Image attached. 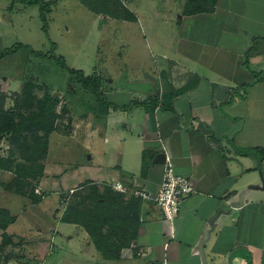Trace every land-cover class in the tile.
<instances>
[{
  "label": "crops",
  "instance_id": "crops-1",
  "mask_svg": "<svg viewBox=\"0 0 264 264\" xmlns=\"http://www.w3.org/2000/svg\"><path fill=\"white\" fill-rule=\"evenodd\" d=\"M44 1L51 3L50 14L57 0ZM118 2L131 17L105 13L106 24L120 47L134 46L129 31L138 29L153 65L144 61L137 76L108 84L99 73L101 97L79 90L95 105L84 115L64 97L70 125L67 132L48 135L34 184L41 198L25 205L24 197L0 186V208L15 217L0 229V250L19 251L0 264H22L26 255L34 264H264V0ZM12 10L0 6V53L10 47L5 37ZM22 50L28 51L0 58V91H19L16 57ZM136 56L140 52L132 51ZM254 73L263 78L256 80ZM54 133L75 144L84 139L83 147L92 146L102 158L77 162L74 171L83 177L68 189L62 183L56 190L61 173L48 160ZM165 157L195 189L172 220L153 202L111 185L156 194ZM91 185L107 199L121 200L128 222L122 237H111L107 255L82 225L66 219L72 196ZM48 190L60 206L45 200ZM13 199L21 202L18 209L11 207ZM3 234L9 239L4 245Z\"/></svg>",
  "mask_w": 264,
  "mask_h": 264
},
{
  "label": "rangeland",
  "instance_id": "rangeland-1",
  "mask_svg": "<svg viewBox=\"0 0 264 264\" xmlns=\"http://www.w3.org/2000/svg\"><path fill=\"white\" fill-rule=\"evenodd\" d=\"M95 1H55L50 14H47V26L46 31H44L38 5H20L22 3L17 0H0L1 7L6 6L8 8V6H11L13 9L10 15L12 26L8 25L6 30V45L11 46L13 43L21 42L48 56L53 53L56 57L65 59L64 63L67 68L81 71L85 76H92L99 82H102L99 76L102 74L107 84L110 82L109 79L116 81L122 76L128 78L137 76L139 73L137 65L148 62L152 66L151 54L149 55L144 42H141L138 29L132 28L129 31V35L132 37L131 42H134L135 45L129 44V46L120 47L114 28H110L106 24L107 19H104V12H124L118 0H106L104 6L107 7V10H103L104 12L91 10V5L97 4ZM149 1L135 0L140 5L147 4ZM12 2L13 4L10 5ZM156 4L159 5L157 2ZM20 8H22V11H20ZM152 8H154V1L150 3V9ZM8 23L10 22L8 21ZM121 32L117 33L121 34ZM128 39L130 38H125L126 41ZM130 47L135 55L139 51L140 57L136 56V59H133L131 57L132 51L130 54ZM134 47L138 51L133 50ZM18 54L16 62L20 69L15 80L18 83L22 82V85L19 91L8 93L0 91V99L4 109H14L17 114L26 116L39 106L38 100L49 93L57 100L54 107L56 115L52 118V125L53 129L58 132H67L70 125L69 111L64 103L65 96L68 97L69 101L71 100L72 108L76 112L84 115L88 110L95 109L93 100H88L87 95L79 91L85 90L82 86L79 89L75 76L69 74L53 57L35 56L26 50H22ZM3 63L6 64L7 62L3 61ZM105 79L103 78V81ZM28 82L32 86L25 88V84ZM73 86L76 92L72 90ZM111 86L113 89V85ZM16 121H18V118ZM46 133L45 129L33 127L31 130L24 131L21 138L0 137V159H2L0 160L2 166L0 167V186L4 190L15 193L20 188L22 193L18 194L25 198L22 201L25 202V205L33 202L30 197L31 193L36 198H41L42 193L35 192L34 183L37 170L46 158V152L43 151L44 145L42 147L38 146L44 140L48 142L49 134ZM77 141H79V144H75L73 139L65 136L58 138L56 133L51 136L50 145L52 147L48 160L50 163H55L58 166L57 170L61 173L59 176L61 178L55 180L56 190L61 189L62 183L68 189L69 186L73 185V181H76L75 179L83 177L80 169L74 171L77 162L87 163L89 161L90 164L101 162L102 158L95 148L91 146L86 150L82 145L85 142L84 139L78 138ZM90 154L92 158L88 159L87 156ZM48 191L45 200L52 205L57 202V205L60 206L55 193L51 190ZM88 191H79L76 195L83 196ZM115 200V204L122 205L121 200ZM12 201L13 206L11 207L18 209L21 206L19 200L13 199ZM75 201H78V198L72 202ZM90 204L92 203L88 201V205ZM115 204L113 205L117 207ZM111 221L117 223L119 220L114 218ZM111 221L106 220L108 224L104 226V232L107 229H114L111 226ZM22 249L25 250V247H22ZM16 252L19 251L6 247L0 250V258L1 260L9 258L10 255ZM22 264H34V262H32L31 257L26 255L22 259Z\"/></svg>",
  "mask_w": 264,
  "mask_h": 264
},
{
  "label": "trees",
  "instance_id": "trees-1",
  "mask_svg": "<svg viewBox=\"0 0 264 264\" xmlns=\"http://www.w3.org/2000/svg\"><path fill=\"white\" fill-rule=\"evenodd\" d=\"M24 4H36L39 6V16L43 23L42 28L46 31L47 20L46 14L49 12L50 2L44 0H17ZM96 5H91L94 10H107V7L104 6L106 4V0H96ZM120 3V2H119ZM124 12L119 13L120 15H125L126 17H131L129 12L122 7ZM104 12V11H103ZM106 14H112L115 12H104ZM116 14V13H115ZM20 48H25L29 53L39 56V57H53L58 63L61 64L63 68H65L69 74L74 75L76 78V82L83 87V89L91 91L92 94L98 98L101 97L102 93L99 90L100 82L97 81L96 78L92 76H85L81 71L69 69L65 66L64 60L61 57H56L53 53L48 56L47 54H43L41 52L35 51L29 46L21 43L13 44L12 46L5 48L0 53V58L4 57L10 53L15 52ZM256 80L262 79L258 73H254ZM32 84L29 82L25 84V88H30ZM4 99V97H2ZM56 98H53L51 94L46 93L41 99L38 100L39 106L29 112L28 115L24 116L22 114H17L14 109H4L2 107V100L0 99V137H8L10 138H21L22 133L24 131L31 130L33 127H38L40 129H45L46 134H49L53 131L54 127L52 125V118L55 117L54 107L56 105ZM18 118V121L16 119ZM44 145V153L47 148V141L40 142L38 146L42 147ZM236 152L247 155L250 154L251 150L244 149H236ZM2 160V159H0ZM0 167L1 164H0ZM43 169V164L37 170L36 179L41 176ZM34 183V184H35ZM35 188V187H34ZM33 188V189H34ZM89 190L86 195L79 196L76 193L72 196V201L78 198V201L72 202L70 207L68 208V213L66 215V219L77 224L82 225L90 234L92 241L95 243L96 247L102 251L104 254H108L109 250L112 248L113 243L110 241L111 237H122L125 233V226L127 225L126 217L123 213L122 207L116 203V197H109L108 199L99 192V189L91 185L88 187ZM17 193H22L19 189L16 190ZM78 193V192H77ZM31 199L35 203L39 199L36 198L31 193ZM119 200V199H118ZM88 201L92 204L88 205ZM74 204V205H73ZM113 204L117 205L114 206ZM114 218L119 220L117 223L111 221ZM15 217L10 214V212L5 208H0V229H5L10 223L14 221ZM109 219L111 221V226L114 229H107L105 232L103 228L108 222L106 220ZM9 241L8 236L5 234L2 235V245L6 244Z\"/></svg>",
  "mask_w": 264,
  "mask_h": 264
},
{
  "label": "built area",
  "instance_id": "built-area-1",
  "mask_svg": "<svg viewBox=\"0 0 264 264\" xmlns=\"http://www.w3.org/2000/svg\"><path fill=\"white\" fill-rule=\"evenodd\" d=\"M111 185L114 190L129 192L142 200L153 202L168 220H172L177 216L181 202L195 191L193 183L188 177L178 175L173 171L167 157H165L162 182L156 194H150L142 189L131 191L117 182Z\"/></svg>",
  "mask_w": 264,
  "mask_h": 264
},
{
  "label": "water",
  "instance_id": "water-1",
  "mask_svg": "<svg viewBox=\"0 0 264 264\" xmlns=\"http://www.w3.org/2000/svg\"><path fill=\"white\" fill-rule=\"evenodd\" d=\"M58 93V92H57ZM54 96V95H53Z\"/></svg>",
  "mask_w": 264,
  "mask_h": 264
}]
</instances>
